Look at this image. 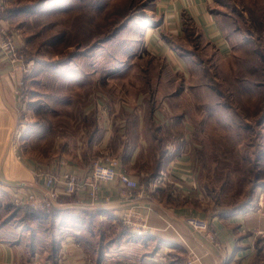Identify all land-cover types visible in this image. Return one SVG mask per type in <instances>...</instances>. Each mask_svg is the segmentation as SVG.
Returning <instances> with one entry per match:
<instances>
[{"label": "crops", "instance_id": "obj_1", "mask_svg": "<svg viewBox=\"0 0 264 264\" xmlns=\"http://www.w3.org/2000/svg\"><path fill=\"white\" fill-rule=\"evenodd\" d=\"M217 3L153 0V13L140 44L142 56L160 58L171 74L181 71L187 78L188 60L194 67L198 59L189 50L182 55L174 43L184 41L188 23H193L202 41L216 50L220 65L230 63V32L224 28L225 17L217 10ZM19 80L8 59L0 53V186L6 194L45 193L43 182L34 175V164L56 174L71 171L85 175L91 170L95 151L119 158L140 187L127 196L119 181L104 183L102 191L109 196L108 202L91 205L85 193L62 195L49 213L43 212L47 214L44 220L33 217L26 226L2 222L0 234L5 236H0V264H27L33 259L45 264H187L191 252L198 257L195 264H264V235L259 233L264 230V172L258 166V160L261 164L264 161L263 141L257 144L260 158L251 161L255 177L248 180L249 197L237 207L225 203L224 196L233 188L231 182L223 188L219 183L221 179L236 180L230 176L232 169L224 166L231 163L222 164L209 157L220 153L221 141L190 139L194 128L183 122L182 114L179 120L173 118L166 125L159 124L157 118L163 116L156 108L150 113L146 111L147 114L137 112L134 117L118 116L117 111L113 118L101 115L96 130L80 131V139L73 145L74 159H53L49 163L22 161L16 154V132L26 124L22 118L26 108L18 96ZM179 80V95L187 94L189 79H159L169 90L165 93L164 87H158L155 93L169 117L175 114L165 102L178 94ZM148 95L140 92L135 99L144 100ZM91 111L86 110L82 120H87ZM216 123L220 128L224 126L221 120L213 124ZM204 125L201 132L214 128ZM166 134H179L181 138L167 141ZM210 147L217 148L218 154L210 152ZM134 206L142 208L150 233H125L120 215ZM189 215L209 219L218 233L220 246L188 227L185 218ZM9 226L18 233L7 232Z\"/></svg>", "mask_w": 264, "mask_h": 264}, {"label": "rangeland", "instance_id": "obj_2", "mask_svg": "<svg viewBox=\"0 0 264 264\" xmlns=\"http://www.w3.org/2000/svg\"><path fill=\"white\" fill-rule=\"evenodd\" d=\"M216 1L217 10L225 17L224 28L230 32L231 62L220 65L216 50L188 23L184 41L174 43L179 53L185 55L189 50L198 59L194 67L188 60L185 78L181 71L171 74L160 58L140 52L153 0H5L0 25L20 33L18 43L25 63L30 64L28 73L13 71L20 79L18 96L26 108L22 117L26 124L16 132L17 156L39 163L74 159L73 145L80 139V131L96 130L101 115L113 118L117 111L118 116L134 117L137 112L150 113L156 108L165 116L157 118L159 124L179 120L182 114L183 122L194 128L190 139L221 141L220 153L210 147L208 150L218 155L209 157L231 163L224 166L232 169L230 176L236 180L221 179L219 183L223 188L231 182L233 187L224 196L225 203L241 205L249 197L248 180L255 177L251 161L260 158L257 144L264 142V0ZM159 79H189L187 94L179 95V80L178 94L165 102L174 117L165 115L156 99L158 87H164L165 93L169 90ZM140 92L149 95L135 99ZM86 110H92L90 117L82 120ZM219 120L224 123L221 128L213 124ZM204 124L214 128L201 132ZM166 135L167 141L181 138L179 134ZM106 155L112 154L95 151L92 158L96 161ZM258 161L264 172V161ZM32 166L37 177L42 167ZM25 197L20 193L10 196L0 186V224L28 225L34 217L29 211L34 210ZM7 232L18 230L9 226Z\"/></svg>", "mask_w": 264, "mask_h": 264}, {"label": "built area", "instance_id": "obj_3", "mask_svg": "<svg viewBox=\"0 0 264 264\" xmlns=\"http://www.w3.org/2000/svg\"><path fill=\"white\" fill-rule=\"evenodd\" d=\"M5 10L6 2L0 0V15ZM20 38L19 32H9L0 25V53L8 59L12 71L16 74L28 73L30 70V64L25 63L21 46L18 43ZM36 176L43 182L45 193H30L24 199L34 211L47 213L51 211L62 195L73 196L77 193H85L91 205H96L102 200L110 201L109 196H105L102 191L104 183L119 181L126 188L127 196L140 187L139 182L132 178L122 166L121 160L112 155H106L94 161L91 170L85 175L71 171L56 174L41 168L36 172ZM120 219L127 225L131 233L144 235L151 231L148 219L141 207L134 206L126 209L121 213ZM185 223L191 229L204 234L212 244L220 246L218 233L209 219L189 215L185 218ZM259 233L264 235V230ZM197 259V255L191 252L187 264H195ZM27 264L45 263L40 259H33Z\"/></svg>", "mask_w": 264, "mask_h": 264}, {"label": "trees", "instance_id": "obj_4", "mask_svg": "<svg viewBox=\"0 0 264 264\" xmlns=\"http://www.w3.org/2000/svg\"><path fill=\"white\" fill-rule=\"evenodd\" d=\"M32 214H33L34 218H36L37 220H40V221L41 220H44L45 217H46V215H47V214H45V213H43L41 211L40 212H38V211H32ZM7 222H9V221H7ZM125 233L128 234L129 236L137 235V234L130 233L128 231H126Z\"/></svg>", "mask_w": 264, "mask_h": 264}]
</instances>
